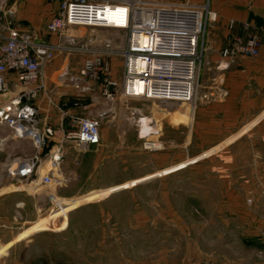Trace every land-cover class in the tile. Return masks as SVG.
<instances>
[{
    "label": "rangeland",
    "instance_id": "374dc122",
    "mask_svg": "<svg viewBox=\"0 0 264 264\" xmlns=\"http://www.w3.org/2000/svg\"><path fill=\"white\" fill-rule=\"evenodd\" d=\"M91 18L102 15L92 12ZM76 33L96 43L118 44L124 31ZM68 59L79 70L82 57ZM211 65H206L202 81L208 91L214 76ZM115 72L119 80L120 71ZM225 73L220 87L225 96L218 101L228 95ZM218 101L197 102L192 114L185 104L120 99L118 94L107 101L98 87L91 88L81 102L100 118L101 141L85 151L67 147L60 168L63 185L44 188L35 182L36 188L29 189L30 181L7 180L0 172V188L8 186L0 194L22 191L25 198L20 208L0 204V264H14L8 262L7 249L39 231L45 232L26 255L18 247L15 264H166L169 258L181 264L183 257L193 261L215 256L229 264L264 263V180L239 166L245 164L246 138L237 142L238 149L228 147L221 156V146L200 149L195 134L197 109ZM231 190L243 197L248 192L251 203L244 198L245 206L237 207ZM51 198L59 200L60 208L54 209ZM10 227L15 238L3 244Z\"/></svg>",
    "mask_w": 264,
    "mask_h": 264
},
{
    "label": "built area",
    "instance_id": "2783aa9c",
    "mask_svg": "<svg viewBox=\"0 0 264 264\" xmlns=\"http://www.w3.org/2000/svg\"><path fill=\"white\" fill-rule=\"evenodd\" d=\"M47 1H56L59 5L56 15L45 26L48 34L57 37L55 43L16 29L14 5L10 0H0V25L6 29L5 34L0 31V95L9 91L8 74L14 75L20 89L0 105V129L7 130V138L28 141L31 145L30 152L2 163L0 172L7 180L34 181L44 188L56 189L64 184L60 168L68 146L85 151L101 141L100 118L93 116L89 105L81 102L91 88L98 87L107 101L118 94L120 99L192 104L194 113L197 102L223 99L225 94L220 87L224 73L240 57H257L264 37V21L260 25L241 23L243 36L229 34L217 51V60L208 68L214 73L208 91L202 84L208 64L207 33L216 21L208 0L204 3L192 0ZM118 9L125 16L121 26L91 20L92 12ZM234 24L229 21L228 29L232 30ZM96 28L124 33L118 44L110 40L96 43L76 33L79 29ZM135 35L146 37L148 42L134 41ZM58 55L82 57L79 70L72 71L66 65L56 74L55 87L67 86L73 91V100L69 102L56 100L54 87L48 88L42 75L44 67ZM113 59L119 64H113ZM116 70L120 71L119 80ZM136 81L144 83L142 93L134 90ZM151 85L154 89H164L166 96L151 97L148 91ZM168 90L184 97L168 96ZM42 98L50 110L59 114L61 121L57 127L43 125L37 105ZM52 199L49 201L54 209L60 208L59 200Z\"/></svg>",
    "mask_w": 264,
    "mask_h": 264
},
{
    "label": "crops",
    "instance_id": "0c3cea01",
    "mask_svg": "<svg viewBox=\"0 0 264 264\" xmlns=\"http://www.w3.org/2000/svg\"><path fill=\"white\" fill-rule=\"evenodd\" d=\"M192 1L204 3L206 0ZM208 2L210 10L216 14V21L208 29L207 33L208 59L211 63H214L217 60L218 49L224 44L229 34L244 35L241 23L248 22L260 25L264 21V0H208ZM10 3L16 9L13 25L16 29L31 32L38 39L48 43L57 42V37L48 34L45 26L56 15L59 8L58 2L50 3L47 0H10ZM229 21H234L235 23L232 30L228 29ZM0 31L3 34L6 33L5 25H0ZM63 57L65 56L58 55L51 63L46 65L42 75L47 87H54V98L59 101L69 102L73 100V91L67 86L62 88L55 87L56 74L66 65L72 71H77L78 69L76 65L75 67L72 66V62L67 57ZM73 60L75 61V58ZM210 62L208 63L211 64ZM112 63L115 65L119 64L117 59H113ZM7 80L9 91L5 95H0V105L16 95L20 90L13 74H8ZM225 87L228 95L224 101L200 106L194 115L195 134L200 142V147H198L203 149V145H210L211 149H217L221 146L219 152L222 153L228 147H230V150L238 149L241 145L237 142H240L245 137L247 140L246 160L244 161V165L239 166H244L247 169L250 168L252 170L251 173L254 174V178L258 179L260 177L258 174L260 173L264 180V173L257 172V169H264V37L262 38V45L257 57H240L226 71ZM37 105L43 125L57 127L60 124L61 118L59 114L48 108V104L44 98L40 99ZM71 111L78 113L76 109H72ZM63 123H66V120ZM7 134V130L0 129V138H5L0 147V156L4 154L2 161H0V167L13 154L21 155L27 152L22 148L23 146L31 150V145L27 141L11 139L12 142L8 146L6 141L10 138L6 137ZM231 134V143L225 145L227 137ZM3 147H6V149H2ZM221 156H224V154L222 153ZM221 160L220 171L221 174H225L224 171L226 169L223 167L225 160L222 157ZM248 178H246V183L249 181ZM260 179L262 178L260 177ZM7 187L4 186L0 189ZM230 195L231 199H234L236 206L240 208L245 206L244 198L248 199L247 197H249L248 192L244 193L246 196L243 197L241 192L233 190L230 191ZM24 201L25 198H23L22 191L0 194V204L10 203V209L24 206ZM1 228H4L3 225H0ZM64 228L58 232L65 231ZM9 229L10 236L3 244L10 243L15 238V228L10 227ZM43 232L45 231H39L26 239L13 242L7 249L8 262L17 263L15 255L18 253V247L23 248L26 255L27 249L32 248L36 244V239L41 238ZM11 254L13 257H11ZM258 259H261V257ZM226 261L228 259L216 256L201 257L197 260L193 259V261H191V258L183 257L181 264H229ZM166 264L174 263L169 258ZM252 264L264 263L254 261Z\"/></svg>",
    "mask_w": 264,
    "mask_h": 264
},
{
    "label": "bare ground",
    "instance_id": "6f19581e",
    "mask_svg": "<svg viewBox=\"0 0 264 264\" xmlns=\"http://www.w3.org/2000/svg\"><path fill=\"white\" fill-rule=\"evenodd\" d=\"M94 14H99L102 15V19H91L92 22H97V23H115L117 24V26H121L125 23V16L124 13L122 11V9H118V10H113V11H99V12H93ZM112 16V17H111ZM97 18H99V16H96ZM137 39H140V42L143 44L146 42H148V39L146 37H138L137 35L134 36V41H136ZM131 83V82H130ZM134 85V90H136L138 93H142L144 91V83H138L137 81L135 83H133ZM130 86H132V83L130 84ZM159 88H162V86H157ZM129 89H131V87H129ZM149 95L152 97H156V96H166V93L164 92V89H154L152 88V85L149 86ZM156 91V92H155ZM146 92V91H145ZM169 93H167L168 96H172V97H184L181 96L182 94H171L170 90H168ZM179 95V96H178ZM186 106L189 107L190 112L193 114V107L192 104H185ZM156 146V145H154ZM147 148H153V145L151 146H147ZM43 173V171L41 172V174ZM38 184L35 183L34 181L32 183H30L28 185V188L30 189L31 186H34V188H36ZM33 188V189H34Z\"/></svg>",
    "mask_w": 264,
    "mask_h": 264
},
{
    "label": "water",
    "instance_id": "95a60500",
    "mask_svg": "<svg viewBox=\"0 0 264 264\" xmlns=\"http://www.w3.org/2000/svg\"><path fill=\"white\" fill-rule=\"evenodd\" d=\"M3 142L0 140V147L2 146Z\"/></svg>",
    "mask_w": 264,
    "mask_h": 264
}]
</instances>
